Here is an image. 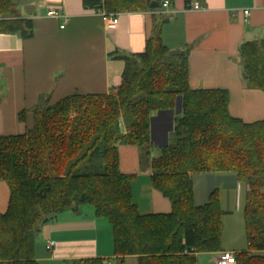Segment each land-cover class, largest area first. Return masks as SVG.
<instances>
[{"label":"trees","instance_id":"1","mask_svg":"<svg viewBox=\"0 0 264 264\" xmlns=\"http://www.w3.org/2000/svg\"><path fill=\"white\" fill-rule=\"evenodd\" d=\"M152 1L159 0L83 3L122 12L156 10ZM0 17L2 31L34 34L33 19L22 17L14 0H0ZM160 32L157 22L143 51L113 52L125 67L109 92H74L43 105L41 97L31 127L0 136V180L10 187L8 207L0 211V264H40L41 225L85 203L112 224L118 259L136 255L139 264H197V252L222 248L225 210L218 188L207 201H195L193 174L226 170L248 185V247L235 253L234 262L264 264V118L233 115L227 88L190 86V47L173 49ZM240 55L249 85L264 90V39L242 42ZM179 96L174 139L151 156V182L170 199L171 209L143 213L133 197L135 174L121 169L119 143L151 154L152 115L175 107ZM25 114L21 110L19 117Z\"/></svg>","mask_w":264,"mask_h":264},{"label":"crops","instance_id":"2","mask_svg":"<svg viewBox=\"0 0 264 264\" xmlns=\"http://www.w3.org/2000/svg\"><path fill=\"white\" fill-rule=\"evenodd\" d=\"M14 1L22 17L33 19L35 30L32 36L22 37L0 29V136L22 133L31 127L41 97L54 102L74 92H109L121 81L125 67V61L114 57L113 52L143 51L158 21L166 44L173 49L190 47V86L227 88L229 111L233 115L246 121L264 118V90L249 85L240 57L242 42L264 39V0H170L169 6L159 5L156 10L119 12V23L113 28L106 27L99 9L86 7L83 0ZM196 3L201 7H189ZM245 8L250 10L249 14L244 13ZM50 10L58 15H50ZM21 110H26L25 119L19 117ZM181 111L175 106L153 113L151 155L156 154L154 147L170 140L175 116ZM141 150L138 145L119 143L121 169L135 174L134 200L143 213L169 211L170 199L151 182L152 166H140ZM222 172L232 170L193 174L197 203L209 199L213 188L209 181ZM234 174L230 176L237 177ZM196 181L203 182L201 191ZM9 196V184L0 180V211L7 209ZM103 227L107 228L106 223L88 203L60 212L41 225L36 240L39 263L86 264L84 260L88 258L103 259L99 264H113V260L120 264L129 260L139 263L136 255L118 259L112 229L105 238ZM49 239L56 240L51 249L46 246ZM221 247L197 252V264H219L220 251L236 253L247 248H232L224 243Z\"/></svg>","mask_w":264,"mask_h":264},{"label":"rangeland","instance_id":"3","mask_svg":"<svg viewBox=\"0 0 264 264\" xmlns=\"http://www.w3.org/2000/svg\"><path fill=\"white\" fill-rule=\"evenodd\" d=\"M161 20V18H159ZM159 22V21H158ZM156 23V22H154ZM156 25V24H154ZM155 30V26H154ZM170 40V39H167ZM46 99H43L41 104H45ZM40 104V105H41ZM123 127L125 128V124L123 122ZM123 128V129H124ZM170 137L174 139L173 137V131L170 133ZM142 149V148H141ZM154 151L156 154L159 153L160 147L155 148ZM141 168L146 169L150 168V161H151V154L153 150L151 151V154L148 155V153L142 149L141 150ZM235 172L232 170L231 173L228 172H222L220 174H216L215 177H212L211 181H209L210 186H213L212 190L218 188L220 197H221V203L222 207L224 210H229V212L226 213L224 220V235H223V241L222 244L224 243V246H232L234 247H239V246H245L248 247V237L246 233V226H245V219H244V204L246 202V191H247V183L244 180L238 179V176H230L235 175ZM195 174V173H194ZM196 186L200 191L202 190L203 187V182L196 181ZM212 184V185H211ZM237 203H239V207L237 208ZM91 207H93L92 204H88ZM101 219H103L104 223H106L107 228H104V234L105 238L107 237L106 235L110 234V231L112 229V226L110 224V221L107 217L105 216H99ZM102 225V224H101ZM104 226V225H102ZM247 249V248H246ZM244 250V249H243ZM66 264H75L71 261H68ZM76 264H79L77 262ZM112 264V263H111ZM113 264H120L118 260H113ZM126 264H134L129 260L126 262ZM139 264V263H137Z\"/></svg>","mask_w":264,"mask_h":264},{"label":"built area","instance_id":"4","mask_svg":"<svg viewBox=\"0 0 264 264\" xmlns=\"http://www.w3.org/2000/svg\"><path fill=\"white\" fill-rule=\"evenodd\" d=\"M171 4L170 0H163L161 5L163 7H167ZM190 8H200V4H195V5H190ZM100 15L102 16V19L106 25L107 28H113L116 27L119 23L118 20H120L119 12L116 11H109L106 8H99ZM245 14H249L250 10L248 8L244 9ZM50 15H58V13L55 10H50L49 11ZM65 24L62 25L64 27ZM56 245V240L55 239H49L47 242V248L51 249ZM236 258L235 252L230 251V250H222L220 251L219 255V264H229L231 262H234V259Z\"/></svg>","mask_w":264,"mask_h":264},{"label":"water","instance_id":"5","mask_svg":"<svg viewBox=\"0 0 264 264\" xmlns=\"http://www.w3.org/2000/svg\"><path fill=\"white\" fill-rule=\"evenodd\" d=\"M160 5V2L159 1H152L151 2V5L150 6H152V7H158ZM182 96H179L178 97V99H177V105H176V110L178 111V112H180L181 111V109H182ZM171 111L173 112L174 111V109H171ZM151 123H152V119H151ZM153 124L151 125V131H152V136H153ZM172 130L174 129V127L172 126V128H171ZM167 142L166 143H164V144H162L161 146H164V145H167L168 143H169V141L168 140H166ZM52 218H54V217H52Z\"/></svg>","mask_w":264,"mask_h":264}]
</instances>
